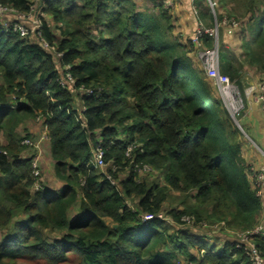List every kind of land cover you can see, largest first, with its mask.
Returning a JSON list of instances; mask_svg holds the SVG:
<instances>
[{
	"label": "trees",
	"instance_id": "1",
	"mask_svg": "<svg viewBox=\"0 0 264 264\" xmlns=\"http://www.w3.org/2000/svg\"><path fill=\"white\" fill-rule=\"evenodd\" d=\"M165 1L142 9L134 0H45L43 36L60 57L0 24V264H251L223 232L259 222L258 159L245 155L191 37L174 38ZM217 3L219 20L239 21L233 35L244 45L235 65L223 44L222 71L240 78L247 64L264 78L261 1L251 0L248 22L229 13L226 0ZM0 4L24 13L32 2ZM195 5L197 20L213 27L207 0ZM202 40L214 44L209 34ZM65 66L74 91L58 81ZM39 116L60 190L36 175V149L22 143L32 136L18 131ZM98 147L116 185L89 165ZM145 165L159 178L140 179ZM173 192L181 198L166 205ZM185 218L194 222L172 226ZM221 221L226 228L213 235L200 230ZM257 243L264 252V238Z\"/></svg>",
	"mask_w": 264,
	"mask_h": 264
},
{
	"label": "built area",
	"instance_id": "2",
	"mask_svg": "<svg viewBox=\"0 0 264 264\" xmlns=\"http://www.w3.org/2000/svg\"><path fill=\"white\" fill-rule=\"evenodd\" d=\"M44 1L45 0H39L37 6H34L35 4L32 2L30 10L24 13L18 11L10 5L0 4V24L11 26V28L18 32L22 37H29L32 40H36L50 52L58 53L56 47L51 46L43 36V19L46 18V14L42 10ZM189 1L192 5L193 13L198 18V8L195 5L196 0ZM207 2L211 14L214 17V26L207 27L203 21L197 20L196 30L191 36V42L195 49V57H197V59L201 62L200 67L202 68L206 78L212 82L213 87L217 91L218 98L220 99L223 108L230 115L235 126L242 133L246 134L241 121L245 114L247 104L241 89L233 80H231L229 75L222 71L220 44L218 42L219 30L221 27H224L227 34L233 35L235 31L240 28V23L235 18H228L227 16H224L221 20H219L217 15V0H207ZM174 6V0L165 1V7L172 10ZM206 34H209L213 38L214 44L212 47H206L204 45L202 39ZM59 55L62 54L58 53L57 57H60ZM58 81L63 87L74 91L73 87L76 82L70 72V66L64 67ZM79 92L83 94H92L91 89H86L84 87H81ZM246 94L254 95L256 97L255 99L261 104L264 114V78H262L258 84L250 86L246 91ZM249 139L253 142V145L258 148L261 157L263 158V162L257 168H253L255 171L254 177L257 195L261 198L262 213L258 224L254 228L237 231L234 240L236 247L245 252L251 264H264V252L262 251L261 246L257 243L258 239L264 238V150L260 148L250 136ZM22 143L30 147H36L31 139L28 138L24 139ZM36 160H38L37 156L33 160L35 173L36 175H40L41 173H39ZM89 165H92L95 169L104 172L113 185L117 184V181L107 173L106 169L109 167V164L104 159V151L102 148H96L89 161ZM112 170L116 171V168L114 167ZM139 171L141 173L147 171L157 172L149 165L143 166V168L139 169ZM142 217L144 221L154 219V216L151 214H145ZM157 218L165 219L162 214H159ZM184 221L188 224L194 222L190 218H185ZM204 226H208V224H204ZM209 226L212 229L217 230L220 228H226V223L221 221L210 224Z\"/></svg>",
	"mask_w": 264,
	"mask_h": 264
},
{
	"label": "rangeland",
	"instance_id": "3",
	"mask_svg": "<svg viewBox=\"0 0 264 264\" xmlns=\"http://www.w3.org/2000/svg\"><path fill=\"white\" fill-rule=\"evenodd\" d=\"M254 1H261V3L258 4V6L260 7V10L262 7H264V0H254ZM31 2H34V6H37L39 0H32ZM139 2V7H141L142 9H149V8H153V6L156 5V2L153 0H138ZM250 3L251 0H226V6H227V10L229 13H233V16H236V18H238L240 21L243 22H248L250 19V12H249V7H250ZM172 11V10H171ZM224 11V10H223ZM222 9H220V12H222ZM227 14V13H226ZM218 15V14H217ZM219 16V15H218ZM235 18V17H234ZM172 24H175V29H174V33L173 36L178 37L182 40V41H186L188 40L187 36L186 38L183 36L182 32L179 30L180 28V24L176 21H174ZM224 27H221L219 30V39L218 42L220 44V51L223 50V34H224ZM237 37V36H236ZM195 60L198 62V64L200 65L201 62L199 61V59H197V57H195V55L193 54ZM242 59V58H241ZM243 61V59H242ZM244 71L243 73L241 72L240 74V78L237 76L233 80L237 86L241 89V91L244 94V97L246 98V91L248 90V88L250 86H252L254 83H259L260 80L262 79L261 74L256 71L255 68L245 64L244 67ZM205 75V74H204ZM206 77V76H205ZM242 85V87H240V85ZM241 124L243 126V129L246 131V134L242 133L240 130V139L243 143H247L250 148H252L253 146V142L249 139V136L251 137V134L247 131V128L245 127V125L243 124V118L241 121ZM19 133L21 136H25V134H30L32 136V142L35 144L36 147H34L36 149L37 152V159L36 160V165L39 169V173H41V175L43 176L42 179L44 178V172L48 169L49 172H51L52 176L55 178V174H54V166H53V160L51 158V155L49 153V139H48V135H47V128L43 123V118L37 117L34 120H28L26 121L23 125H21L19 127ZM252 138V137H251ZM0 140L2 142H6L5 137L3 135H0ZM253 140V138H252ZM255 143L256 141L253 140ZM255 149V147H253ZM256 150V149H255ZM258 154V151H256ZM142 176L140 179L143 180H156L159 178V173L157 172H143L141 173ZM44 181H46L47 185L50 184L52 185L53 182L51 181H47L45 179H43ZM54 180H57L56 178ZM160 181H164L163 177H161ZM178 198L180 199L181 197L179 196V194L177 192H173L172 193V197H169L166 205H176L178 202ZM167 207V206H166ZM172 223V222H171ZM172 226H177L180 228H186L187 226H189L190 224L186 223V224H178L175 223L173 221ZM203 233H208L209 232L212 234L213 232H211L212 228L208 227V228H203L200 229ZM240 230V229H239ZM238 230L236 229H229L228 231H224L223 233L225 235H227V237L229 238H234L236 236V232ZM213 235V234H212ZM194 252V251H193ZM181 264H189L187 261H185V259H182Z\"/></svg>",
	"mask_w": 264,
	"mask_h": 264
},
{
	"label": "crops",
	"instance_id": "4",
	"mask_svg": "<svg viewBox=\"0 0 264 264\" xmlns=\"http://www.w3.org/2000/svg\"><path fill=\"white\" fill-rule=\"evenodd\" d=\"M134 1L139 6L138 0H134ZM153 1L157 3L159 0H153ZM174 2H175V6L174 8H172V12L175 17V21L180 24L179 26L181 29L179 30L182 32L185 38L187 36L191 37V35L194 34L196 30V26H197V17L192 11V5L189 0H174ZM223 44H224L225 49L230 51L231 53L232 64L238 65V63H241L243 59L244 45L240 37H236L235 35H229L224 30ZM244 67L245 65L241 69L242 73L245 69ZM208 81L210 82L213 88L214 94L218 97L217 91L213 87L212 82L210 80ZM256 84H258V82L254 83L253 85H256ZM255 98L256 97L254 95L246 94L245 101L247 104V108L243 116V124L247 128V131L251 134V137L253 138V140L256 141V144L264 150V114H263L261 104L258 103ZM243 146H244L243 151L245 155L247 156V158L252 157V158H255L256 160L258 159L257 164H255L256 163L255 162L253 165L254 168H257L263 162V158L261 157V154L258 148L252 145L253 147H255L256 149L255 150L253 147L250 148V146L245 143H243ZM256 151H258L260 155H258ZM49 153L51 155L50 141H49ZM250 161L251 160L249 159V162ZM55 178L57 180H54ZM55 178L52 176L51 172L48 171V169L44 172V179L47 181L49 180L50 182L51 181L53 182L52 185L48 184V186L50 188H53L54 190H60L62 186L64 185V182L60 180L58 177H56V175H55ZM75 215L76 213L74 212L73 217H75ZM228 230L229 229H226L225 231H228Z\"/></svg>",
	"mask_w": 264,
	"mask_h": 264
}]
</instances>
